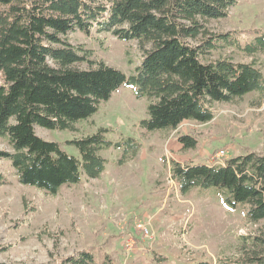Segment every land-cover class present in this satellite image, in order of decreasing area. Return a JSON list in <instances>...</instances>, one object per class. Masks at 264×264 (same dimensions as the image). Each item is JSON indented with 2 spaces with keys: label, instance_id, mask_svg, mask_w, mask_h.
Instances as JSON below:
<instances>
[{
  "label": "trees",
  "instance_id": "trees-1",
  "mask_svg": "<svg viewBox=\"0 0 264 264\" xmlns=\"http://www.w3.org/2000/svg\"><path fill=\"white\" fill-rule=\"evenodd\" d=\"M237 3L0 0V137L12 147L0 150V161L11 162L22 184L56 195L64 185L77 184L84 177L98 178L107 162L102 150L124 148L122 160L133 157L140 143L133 137L108 140L106 128L68 141L78 155L35 132L37 125L74 130L76 123L92 117L123 85L134 88L139 98H148V116L140 121L148 131L174 130L185 120L208 122L214 118L213 103H231L252 92L264 100V73L255 64L208 59L223 44L248 55L264 53V33L242 44L231 33H215L206 27L208 20L227 17ZM93 29L140 43L144 56L131 75L91 59V51L70 43L69 33L88 34ZM81 62L88 63V68L76 67ZM178 141L184 148L197 145L189 135L179 136ZM171 173L183 193L216 188L227 206L249 205L250 220L264 219V151L229 158L219 165L172 161ZM253 240L257 249L249 251L247 258L222 264H264V238ZM93 263V254L82 252L55 264Z\"/></svg>",
  "mask_w": 264,
  "mask_h": 264
},
{
  "label": "rangeland",
  "instance_id": "rangeland-1",
  "mask_svg": "<svg viewBox=\"0 0 264 264\" xmlns=\"http://www.w3.org/2000/svg\"><path fill=\"white\" fill-rule=\"evenodd\" d=\"M215 33H231L244 44L264 33V0H238L225 18L205 22ZM75 47L91 51L131 75L144 52L137 40H122L110 32L93 29L68 34ZM148 47V46H146ZM231 58L253 63L264 73V53L248 55L223 44L208 59ZM81 62L76 67L88 68ZM149 100L123 85L74 130L35 126L41 138L55 141L78 155L68 141L106 128L113 142L133 137L140 150L123 159L124 148L100 153L106 168L98 178L84 177L64 185L56 195L22 184L9 160L0 161L6 182L0 183V262L5 264H55L70 256L90 252L93 264H222L242 261L264 238V219L252 221L249 205L231 208L216 188H193L183 193L172 178V161L182 165H219L229 158L264 151V100L252 92L231 103H213L208 122L185 120L174 130L148 131L140 126ZM197 140L184 148L178 137ZM0 150L11 151L0 137ZM221 150L224 156H219ZM144 229V230H143ZM147 231H146V230ZM258 249L259 246H258Z\"/></svg>",
  "mask_w": 264,
  "mask_h": 264
},
{
  "label": "built area",
  "instance_id": "built-area-1",
  "mask_svg": "<svg viewBox=\"0 0 264 264\" xmlns=\"http://www.w3.org/2000/svg\"><path fill=\"white\" fill-rule=\"evenodd\" d=\"M225 155V151L224 150H221L220 153H219V156H224ZM144 230V229H143ZM146 230V229H145ZM147 231V230H146Z\"/></svg>",
  "mask_w": 264,
  "mask_h": 264
}]
</instances>
